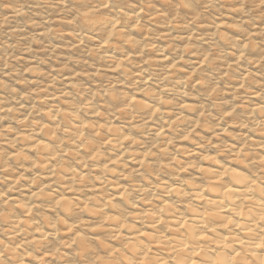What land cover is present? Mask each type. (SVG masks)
I'll return each instance as SVG.
<instances>
[{
    "label": "clouds",
    "instance_id": "clouds-1",
    "mask_svg": "<svg viewBox=\"0 0 264 264\" xmlns=\"http://www.w3.org/2000/svg\"><path fill=\"white\" fill-rule=\"evenodd\" d=\"M57 19L78 41L63 59L48 42L63 39ZM53 61L81 64L92 83L66 87L44 70ZM181 63L198 81L169 70ZM33 88L54 106L25 108L40 98ZM0 91V186L15 176L31 193L21 219L0 191V264H264V0H15L0 16ZM206 187L220 192L209 206ZM86 212L101 231L87 230Z\"/></svg>",
    "mask_w": 264,
    "mask_h": 264
},
{
    "label": "rangeland",
    "instance_id": "rangeland-1",
    "mask_svg": "<svg viewBox=\"0 0 264 264\" xmlns=\"http://www.w3.org/2000/svg\"><path fill=\"white\" fill-rule=\"evenodd\" d=\"M14 7H15V0H11L10 3L6 4L3 6V8H0V16H4V17H12L13 14L11 12L14 11ZM157 8L160 7V4L157 3L156 5ZM143 15V14H142ZM20 17H17V19H19ZM153 18H156V14L154 13L153 14ZM56 23L58 25H62L63 26V30L61 32V36L63 37V39H58L56 37H52L48 42L49 43H53L55 45L58 46V51L61 53V59H63V56L65 55H68L72 52L75 51V49L69 47V42L73 43V44H78L77 40L75 39V33L72 31V28H73V24L71 22V20H64V19H57L56 20ZM160 28V34L161 35H165L166 32L165 30L163 29V26H158ZM203 27H207V25H204L202 26ZM133 31H139V29H136L134 28ZM175 35V34H174ZM181 37H183V33H180ZM145 38H147V33H145ZM161 45L164 44V41H160ZM199 43V42H198ZM110 45L106 44V46H104V48H108ZM89 49H95L96 48V43H91L89 44ZM206 47V45H205ZM250 52L251 53H256L258 52V49L255 48V47H252L250 49ZM164 53L167 55V57L169 59H171V56L169 55V51L167 48L164 49ZM108 56H111V53H108L107 54ZM27 56L28 54H25V57H21L19 59H23L25 60V62H27ZM87 60V64H93L95 63L96 65V68L98 69H104L105 71H108V74L109 76H113L115 75V73L109 71V69L107 68V66L101 61V60H98L94 55H91L89 57H86L85 58ZM150 59L156 63L157 65H165L166 63L165 62H161V57L159 56V54L155 55V56H152L150 57ZM188 56L186 55L185 56V60H188ZM253 59H257V56H254V55H250L249 56V60H253ZM196 60V56H192L191 57V61L190 62H195ZM256 67H259V64L256 65ZM44 70H50V71H53V72H56V71H61L64 73V76H63V80H64V83H65V86L66 87H70L71 85L69 84V81L71 80H79L85 88H87L90 83L92 82H89V79H88V74L87 72L84 71V66H82L81 64H77L74 68V70L70 71L69 69H66L63 64H61L59 61H53L51 66L47 69H44ZM134 73H137L138 70L135 69V68H132L131 69ZM172 71H176V72H179V73H187V75L189 76V78L193 79V80H197L198 81V77L196 76V70H194L192 72L191 71H188V69L185 67V65L183 63H181V65L177 68V69H173ZM210 71V74H211V70ZM246 76H247V73H245ZM32 75L34 76H39L40 73L39 72H36V73H32ZM104 79L103 77H96V80L94 81V83L96 84H99L100 81ZM225 79H227V77H225ZM38 81L33 79L32 83L35 84L37 83ZM41 83H43V81H39ZM107 81L105 80V83ZM232 84H235V79H233L232 83L228 85V87H231ZM21 88H23L24 86L23 85H20ZM196 87L197 88H200L201 92H207L208 89L207 88H201L200 87V84L197 82L196 84ZM53 88V85L49 84L48 85V89H49V92L51 91V89ZM156 90H159L158 88H156ZM237 90L239 91H243V89H240L238 86H237ZM27 91H29V89H25V92L22 94V95H26L27 94ZM30 91L33 92V95H39V99L37 101H34L30 104H25V108H28V109H31L32 107H34L35 105H38V104H44L45 102H49L51 103L52 101V104L54 106L55 104V100L53 97H51L50 95H46L43 91H41L39 94L36 93V90L33 88V89H30ZM0 94H3L2 91H0ZM223 95L225 97H228L230 98L231 94L228 92V91H225L223 93ZM136 99H139V100H147V97H145L142 93H138L137 96H136ZM99 102L101 104H104L105 103V99H100ZM186 103L190 106H194V98H191V99H186ZM23 111V110H22ZM42 113L46 114L47 111H49V109L47 108H43L42 110ZM213 115H215V112L213 113ZM226 119L228 117H225ZM46 122V121H45ZM101 124H103V121H101ZM236 125L234 123H232L231 121L229 122L228 124V128L229 129H232V128H235ZM205 130H207V126H205ZM227 133H225L226 135ZM185 146H188L190 144L189 141H183L182 142ZM10 179H14V178H17L15 176H10L9 177ZM110 179H115V177L111 176L109 177ZM45 179V182L48 181V178L47 177H44ZM21 183H24L22 181H19V184ZM121 186H126V184L124 183V181L122 180L120 183H119ZM63 187V186H62ZM64 187H67V185H65ZM17 189V186L15 185L14 187L13 186H9L8 185H2L0 186V191L4 192L7 196V198H10L12 197L13 200L12 201H9V203H14V208H15V214L17 216H20V218L22 219L23 218V214H24V209L21 207H17L15 206L16 203H19V204H22L24 205V200L21 198L22 195L25 196V197H29L30 196V192L28 190V187H26L25 189L23 190H16ZM33 190H35V186H33ZM89 191V193H91L92 189L91 187H89L87 189ZM78 194V193H77ZM69 196H72L73 195V192H69L68 193ZM114 200H122V199H117L115 198V196H113ZM81 199H83V197H81ZM42 201L40 200H36V204L37 205H40ZM146 207V205H145ZM111 213V212H110ZM115 213V211H114ZM116 215V213H115ZM96 220L97 218H94L91 214H89L88 212H86L84 215H83V218H82V222L83 223H86V224H90L91 227L89 229H87L89 232H92V233H96V232H99L101 231V229H99L97 226H96ZM69 223L71 224L72 221L69 220ZM106 224V223H105ZM137 227H139V224L137 223L136 225ZM71 235V233H65V238H67V236Z\"/></svg>",
    "mask_w": 264,
    "mask_h": 264
},
{
    "label": "bare ground",
    "instance_id": "bare-ground-1",
    "mask_svg": "<svg viewBox=\"0 0 264 264\" xmlns=\"http://www.w3.org/2000/svg\"><path fill=\"white\" fill-rule=\"evenodd\" d=\"M12 14H14V11L13 12H11ZM78 42V41H77ZM104 46H106V44L104 45ZM160 56V55H159ZM161 57V56H160ZM161 62H165L166 64L168 63V60H169V58L167 57V55L164 53V55H163V57H161ZM169 70L170 71H172L173 69H171V67L169 66ZM195 69H192V72L194 71ZM245 76H246V74H245ZM55 100V99H54ZM51 103H52V101H51ZM48 112V111H47ZM46 112V113H47ZM235 179H238L239 180V177H234ZM9 180H10V183H9V186H17V188H19V190H23V189H25L26 187H28L26 184H24V183H21V184H24V186L23 187H21V184H19V182H18V178H14V179H10L9 178ZM221 181L219 180V179H217V180H214V181H212V183H220ZM47 183V182H46ZM63 187L65 186V185H62ZM122 187H126V186H121L120 184H113V187H112V189H111V191H112V193H113V196H115V198H117V199H123V193L120 191V189L122 188ZM232 189H231V187H229L228 189H226L225 191H224V193H223V196H227V193L229 192V191H231ZM208 188L206 187L205 189H204V194H202V195H200V196H198V199H202L205 203H206V206H209L210 204H212V203H215L216 202V199H215V197L217 196V195H220V192H219V190H217V189H212L211 190V192H212V197H211V199H210V197L207 195V193H208ZM30 196H31V193H30ZM29 196V197H30ZM13 200V198L12 197H10V198H8V201H12ZM15 206H17L18 208L20 207H22L23 209H24V207H23V205L22 204H19V203H16L15 204ZM145 210L147 211L148 210V206L146 205V207H145ZM89 214H91L94 218H96V216H95V214L94 213H89ZM109 215H112V216H114L115 215V213H114V211H112L111 213H109ZM106 224H109V223H111V221H108L107 219H105V221H104ZM170 222L171 223H175V218H170ZM138 224H139V222H137ZM67 234V233H66ZM204 237L202 236L201 237V239H203Z\"/></svg>",
    "mask_w": 264,
    "mask_h": 264
}]
</instances>
